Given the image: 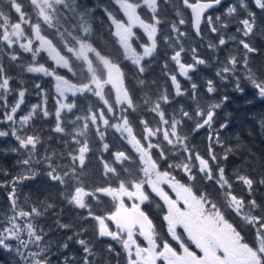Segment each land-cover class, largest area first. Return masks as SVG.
Wrapping results in <instances>:
<instances>
[{
	"label": "snow or ice",
	"instance_id": "1",
	"mask_svg": "<svg viewBox=\"0 0 264 264\" xmlns=\"http://www.w3.org/2000/svg\"><path fill=\"white\" fill-rule=\"evenodd\" d=\"M163 2L168 4L170 0ZM252 2L264 13V0ZM221 4L222 0H172L176 18L169 23L161 19L160 0H110V6L104 7L103 12L110 22L109 28L115 29L112 35L116 44L123 50L120 53L117 49V54L112 56L92 42L95 9L83 5L81 0H0V124L6 125L0 129V138H14L17 146L5 149V153L24 157L16 161L19 171L15 175L0 169V175L5 177L0 187L9 190L10 211V215L0 216V249L13 253L15 264H52L53 248L63 256L59 264H113V261L115 264H264V202L257 199V187H264V172L258 180L243 169L234 171L235 179L228 175L223 162L239 150V145L233 148L226 144L220 139L219 130L213 128L216 110L228 101V96L205 107L198 102L197 84L192 83L195 108L185 110L181 106L169 115L164 106L172 100L165 86L143 101L146 115L152 114L153 120L141 116L137 125L129 118L138 111L137 98L126 86L121 59L130 60L143 73L141 61L153 57L163 42L172 52L168 60L177 66L172 71L167 60L164 64L165 77L171 80L177 96L184 94L178 76L190 80V71L208 64L195 46L190 49L191 63L182 59L189 50L181 43L187 33L180 26L189 20L197 37L203 39L202 25L220 36L218 44L209 43L210 49L240 37L238 44L243 53L229 54L223 61L217 58L215 76L223 83L231 82L240 93L244 92L242 82L246 81L264 98V68L254 69L250 63V56L258 52L250 39L256 34V12L250 10L246 0H238L246 15L235 20L236 33L225 39L221 31L229 25L224 21L234 19L239 13L237 6L230 5L221 15H208V10ZM145 8L150 15H142ZM187 12L189 19H185ZM165 23H168L167 35L161 31ZM134 29H142L143 36ZM260 32L264 35V28ZM24 53L31 57L26 65L19 63ZM43 54L47 59L41 63ZM14 65L22 72L43 74L55 81L58 107L52 131L63 134L61 150L46 148L40 156L38 145H43L42 135L33 130L30 122L38 115L49 118L53 113L47 107V92L36 84L45 96L43 107L34 104L26 114L20 115L26 88L22 86L23 79L21 87H13L16 77L10 70ZM61 70L66 73L61 74ZM206 83L207 93L216 92L212 79ZM89 94L97 103H90L75 120H64V110L72 113L77 107L76 97ZM13 95L16 98L10 101ZM186 122L193 126L186 129ZM260 124L264 128V119ZM66 125H72V130L68 131ZM227 127V123L219 126L221 130ZM109 128L120 133L135 155L112 151L110 144L104 142ZM204 128L209 131L201 152L191 144L189 134ZM93 130L102 145L98 151L103 172L102 182L90 183L85 162L94 150L95 141L90 136ZM217 146L225 149L223 155L217 154ZM104 153H110L111 160L105 159ZM40 165L46 170L47 179L59 185L60 191L56 197L36 200L25 197L21 201L18 186L40 175L36 170ZM198 181L213 184L214 192L206 187L201 190ZM236 185L243 186L239 193ZM165 186L175 194L174 198ZM147 188L163 201V205L157 204L162 213L160 224L141 208L150 202ZM105 197L111 198L112 207L98 214L89 201L101 204ZM125 198L132 201L130 207L126 206ZM57 200L86 209L87 215L81 219L95 222V239L110 238L114 243L97 251L92 241L76 238L87 233L86 228H80L63 242L49 239L52 228L45 231L40 223L45 218H51L56 229L73 230L71 224L62 222ZM249 234L253 237L251 241ZM73 241L82 250L79 260L75 255H65Z\"/></svg>",
	"mask_w": 264,
	"mask_h": 264
},
{
	"label": "trees",
	"instance_id": "2",
	"mask_svg": "<svg viewBox=\"0 0 264 264\" xmlns=\"http://www.w3.org/2000/svg\"><path fill=\"white\" fill-rule=\"evenodd\" d=\"M250 10L256 12L257 16V28L256 34L250 37L252 43L258 49L257 53H254L250 56L251 66L255 68H264V35H261L260 29L264 28V13H261L252 2V0H246ZM83 5H86L89 8L95 9L96 22L93 25V34L91 37L94 45L97 46L104 53L111 54L115 56L117 54V49L119 46L116 44V38L112 35L114 28H109V21L105 13L103 12L104 7L110 6V0H81ZM233 5L237 6V12L239 16L235 18H226L224 22L228 23V27L221 31V35L228 39L230 36L236 33L234 28L235 20L243 18L246 13L244 10L240 9L238 6V0H224L217 9H214L209 12V15L216 16L225 13L228 6ZM151 13L148 9L142 10V15L147 16ZM160 16L162 20L168 21L169 23L175 19V10L172 7V0L168 4H165L163 0H160ZM185 19H189L188 12L185 14ZM180 30L184 27V32L187 33L185 37L182 38L181 43L188 49L187 53L182 57L186 62L191 63V47H197L198 53L201 58L208 60L207 65H198L195 71H190L189 75L191 79H187L183 76H178V81L181 85V91L183 95H176L175 88L170 79L165 77L164 64L167 60L169 70L176 71L177 66L174 62L168 60V57L172 54L171 49L168 48L163 42L159 44V50L153 55V57H146L141 63L144 66L145 71L143 73L138 72V68L130 62V60L125 61L121 59V64L124 72L126 73V86L134 93L136 99V104L138 111L132 112L130 119L133 120L137 125L139 124V119L141 116H145L146 119L153 120L154 116L152 114H147V109L144 108L143 101L149 97L151 93H156L158 90H163L167 86V91L170 94L172 103L165 105V109L169 115L174 111H178L181 106L185 110H191L195 108V104L192 102V89L191 84L196 83L198 88L197 92L199 95V103L205 107L211 103L219 102L223 96H228V101L222 104V106L216 110V118L213 121V128L219 130L220 139L226 144H230L233 148H237L239 145V150L229 155L228 159L223 162V166L227 170V174L232 175L236 169H243L245 172H251L258 180L260 179V173L264 172V128L261 127V120L264 119V98H261L256 93L255 89L251 87L246 81L242 82V87L244 92L240 93L234 90V86L231 82L223 83L215 76L216 69L219 65L216 64L217 58L220 61H223L225 57L229 54H242L243 49L238 44L239 36H237L236 41L228 40V43L225 46H220L216 49H210L208 47L209 43L218 44L220 36L212 34L208 31L206 25H202L203 28V39L197 37L194 31L189 28V23L186 25L180 26ZM138 34L143 36L142 29H134ZM161 31L163 35L168 34V23H165ZM175 34L173 33V36ZM162 41V37H161ZM238 50V51H237ZM119 52L122 53V49H119ZM44 60V59H43ZM42 62H45L43 61ZM7 63V62H6ZM20 64H23L24 61L21 59ZM62 74L66 73V70H61ZM10 74L16 77V82L14 88L21 87L20 80L23 81L29 76L28 73L22 72L20 67L12 66ZM212 79L214 81L216 92L207 93V80ZM140 81L144 83L141 84ZM24 88L27 86L26 82L22 85ZM110 87V86H109ZM114 97V93H113ZM154 99V97H152ZM83 113V110L80 111ZM158 119V117H155ZM227 123L228 127L226 129H220V124ZM155 126V125H153ZM193 125L191 122H186V129L191 128ZM44 125L37 124L36 128L33 127V130L39 131L42 135V140L46 141V136H43ZM208 128L201 129L196 134H189L190 141L193 146H195L201 152L204 151L205 145L207 143ZM116 137L114 133H108L107 138L110 141V146L112 151L120 150L122 148L120 133L116 132ZM50 136V135H49ZM48 136V143H58L61 144V133L54 132L50 137ZM91 138L95 141L92 145L93 151L88 154L85 162V173L89 178V182H100L99 178L102 176V166L99 163L100 149L99 140L94 136L93 133H90ZM7 138V137H6ZM68 139V137H64ZM14 138L10 136V144L14 142ZM1 143H7L5 138H0ZM129 145V144H128ZM124 147V146H123ZM125 148V147H124ZM126 151L130 152L132 155H135L134 150L129 145L125 148ZM218 155H223L225 149L217 146L216 148ZM109 153H104V155ZM8 160L3 156H0V169H6L12 175H15L16 172L12 169V166H6ZM41 174L35 177L33 180H29V185L31 187V197L33 200L43 199L47 196L56 197L58 194L59 185L50 182L44 174L43 168L39 166L37 168ZM243 174V173H242ZM97 175V177H96ZM182 175V174H181ZM1 176V175H0ZM5 179V177L3 176ZM8 180L11 179V176L7 177ZM2 181V180H1ZM201 190H204L206 187L209 192H214V185L208 183L207 185L202 182H197ZM26 186L24 187V189ZM242 185H236V191L239 193L242 190ZM53 189V191H51ZM8 189L0 188V216L5 213L10 215L9 211V201H8ZM257 199L259 202H264V187H257ZM90 202V201H89ZM57 211L60 212L62 209V222L68 223L73 226L71 232H66L64 230L56 229L55 225L52 223L51 218H45L40 221L42 226L45 228V231H48L49 228H52V231L49 233V239L59 240L63 242L67 236L73 235L74 232L78 231L80 228H86L88 231L83 236L76 237L77 239L83 238L86 240L92 241L93 245L96 247L97 251L102 249L101 247L107 246L106 238H102L100 241L95 239V233L93 231L94 221L87 220L84 221L81 218L87 215L86 209H78L72 205L66 203L62 204L57 200ZM98 214L103 213L108 210L103 206H97ZM248 239L251 241L253 239L252 235H248ZM3 249H0V264H8L9 261L3 257ZM52 255V264H59L63 260L55 248H53ZM81 249L78 244L73 241L70 244L68 250H66L65 255H75L77 259L81 257ZM113 264L114 261H113Z\"/></svg>",
	"mask_w": 264,
	"mask_h": 264
},
{
	"label": "flooded vegetation",
	"instance_id": "3",
	"mask_svg": "<svg viewBox=\"0 0 264 264\" xmlns=\"http://www.w3.org/2000/svg\"><path fill=\"white\" fill-rule=\"evenodd\" d=\"M26 59H29V54H26V58L24 59V62L27 64L28 63V60H26ZM30 59H31V57H30ZM28 75L29 76L24 80L26 82V84H27V86L25 87L26 88L25 102H27L26 106L29 107L33 103L40 102L41 103V107H43V102L45 100V96H44V94L42 92H40V90H38L35 87V85L36 84H40L42 89H44L45 91H50L51 89H54L55 82L52 83L51 77L48 78V76H44L43 74L41 76H38V75H34L32 73H28ZM49 80H50V82H49ZM13 87H15V84H13ZM15 98H16L15 95L9 97L10 101H14ZM91 98L92 97H89V99H85V100H82L81 101L79 96L76 97L77 107L72 111V113H68L67 110H64V112L62 113L63 118L66 116L67 117L66 121L67 120H75V117L77 115H82L83 114L80 111L83 110V109H85L90 103H92V104L97 103V100H92ZM47 104L50 105V107L54 108L55 104H57L56 103L55 96H52L50 98L47 97ZM22 106H24V104ZM57 107H58V105H57ZM30 123L35 128H36V125L37 124L44 125V128H43V136L44 135L46 136V141L43 140V145L42 146H39L38 145V151H39L40 156H43L44 155V152H45V149L46 148L49 149V151H51L53 149H55L57 151L61 150V148L63 147V145H60L58 143H48V141H47L48 140V137L47 136L50 135L49 137L51 138V136L54 133V131H52V129H54L55 124H56V119H55V115L54 114L52 116H50L49 118H44L43 117V120L42 121H38L35 118L34 121H32ZM72 127H73L72 125H66V128H67L68 131H71L72 130ZM108 133H114L115 134V137L117 135L115 129H111V128L108 129L107 134ZM107 134H106V137H105V141L104 142L110 144V141L107 138ZM120 141H121V144H122L121 145L122 148L120 150L126 151L125 148L128 147L129 145L127 144L126 141H124L122 139ZM5 145L6 144H1V142H0V156H3L4 158H6L8 160L6 162V164H8V165H6V166H12V169H14L15 172L17 173L19 171V169L17 168L16 161L18 159H23L24 157L23 156H18L17 154L11 153V152L5 153V151H4L5 149H8L10 147L17 146L16 145V141L12 142L8 146H5ZM99 146H100V148L102 147L101 143H99ZM113 152H115V151H113ZM104 156H105V159H108V160H111V158H112L110 153L109 154H106ZM40 166L43 168V171H46L44 169L43 165H40ZM102 172H103V169H102ZM96 177H97V175H96ZM99 179H100L99 181L102 182V176H100ZM1 180H4V178H3L2 175L0 176V181ZM26 183H29V180H26L21 185H19L18 186V191L20 193H23L25 196L32 198L31 197V192H32L31 187H29V185H26ZM25 186H26V188L24 189ZM0 188L1 189H4L3 187H0ZM165 190L168 191L169 194L171 196H173V198L175 197V194L170 189H168L166 186H165ZM59 191H60V189H58L57 192H59ZM146 193H151V195H150V202H145V204H142L141 205V208L143 210H145L146 212H149L151 214V216L155 219V222L157 224H160L161 223V215H162V213L157 208V204L163 205V201L160 200V198L158 196H156L155 193H152L150 188H147L146 189ZM125 201H126V206L130 207L132 201H128L127 198H125ZM90 203L93 205V207H94L95 210L98 209L97 206H103L104 207V211H105L106 208L109 209V208L112 207V201H111V198L110 197H105L104 198V202L101 203V204H97L95 201H90ZM112 227L114 229L115 226L112 225ZM106 241H107V243H114V242H112L110 240V238H106ZM116 247L119 248V245H116ZM101 248H103V247H101ZM114 263H115V261H114Z\"/></svg>",
	"mask_w": 264,
	"mask_h": 264
},
{
	"label": "rangeland",
	"instance_id": "4",
	"mask_svg": "<svg viewBox=\"0 0 264 264\" xmlns=\"http://www.w3.org/2000/svg\"><path fill=\"white\" fill-rule=\"evenodd\" d=\"M239 16H241V15H238V17H239ZM233 26H234V28L236 29V25L234 24ZM180 28H181V27H180ZM181 31L184 32V27H182V30H181ZM113 32H114V31H113ZM115 38H116V37H115ZM122 51H123V50H122ZM26 54H27V53L24 54L25 57H26ZM24 55H23V56H24ZM43 55H44V59L46 60V59H47L46 54H43ZM23 56H21V57H23ZM26 60H28V62H29V60H30V54H29V59H26ZM130 62H131V61H130ZM41 63H44V62L41 61ZM49 63H51V62L49 61ZM23 64L26 65L25 62H24ZM53 66H54V65H53ZM34 75L41 76L42 74H34ZM48 78H50V77H48ZM51 80H52V83L55 82L52 78H51ZM49 82H50V80H49ZM175 91H176V90H175ZM46 92H47V97H48V98H50V97H52V96H55V88H54V89H51L50 91H46ZM79 97H80V100H81V101H82V100H85V99H89V97H92V98H91L92 100H96V98L93 97V96H91L90 94H89V95H86V96H79ZM40 101H41V100H40ZM26 104H27V102H25V103H24V106H22V111L20 112V115H24V114H26V113L30 110L31 106L34 105V104L41 105L40 102L33 103V104H31L29 107H27ZM47 107H48V109H49V111H50L51 113L55 114V111H56V108H57V104H55L54 108L50 107V105H48V104H47ZM36 119H37L38 121H42V120H43V116H42V114H41V115H38V116L36 117ZM64 119L66 120L67 117L65 116ZM5 127H6V125L0 124V129H3V128H5ZM2 138H6V137H2ZM6 141H8V142H7V143H1V144H6L5 146L10 145V142H9V141H10V136H8V137L6 138ZM14 171H15V170H14ZM51 191H53V189H52ZM25 197H27V196H25L23 193H20V199H21V201H23V199H24ZM31 200H33V199L31 198ZM2 252H3V253H2V254H3V257L9 261L8 264H15L16 258L14 257V254H13V253H9V252H7V251H5V250H2Z\"/></svg>",
	"mask_w": 264,
	"mask_h": 264
},
{
	"label": "water",
	"instance_id": "5",
	"mask_svg": "<svg viewBox=\"0 0 264 264\" xmlns=\"http://www.w3.org/2000/svg\"><path fill=\"white\" fill-rule=\"evenodd\" d=\"M222 1H223V0H222ZM218 6H219V5H218ZM218 6H216L215 8H217ZM215 8H213V9H215ZM211 10H212V9L208 10V12L211 11ZM189 14H190V12H189Z\"/></svg>",
	"mask_w": 264,
	"mask_h": 264
},
{
	"label": "bare ground",
	"instance_id": "6",
	"mask_svg": "<svg viewBox=\"0 0 264 264\" xmlns=\"http://www.w3.org/2000/svg\"><path fill=\"white\" fill-rule=\"evenodd\" d=\"M46 131V130H45ZM48 137V136H47ZM3 153V152H2Z\"/></svg>",
	"mask_w": 264,
	"mask_h": 264
}]
</instances>
